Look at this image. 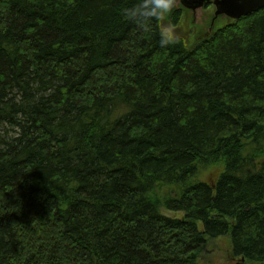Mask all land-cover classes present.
Listing matches in <instances>:
<instances>
[{"label":"trees","instance_id":"trees-1","mask_svg":"<svg viewBox=\"0 0 264 264\" xmlns=\"http://www.w3.org/2000/svg\"><path fill=\"white\" fill-rule=\"evenodd\" d=\"M135 3L0 0V264H264V9L161 48Z\"/></svg>","mask_w":264,"mask_h":264},{"label":"clouds","instance_id":"clouds-1","mask_svg":"<svg viewBox=\"0 0 264 264\" xmlns=\"http://www.w3.org/2000/svg\"><path fill=\"white\" fill-rule=\"evenodd\" d=\"M180 0H136L134 6L124 9V15L134 23L154 19L160 21L170 17ZM180 41L176 25L163 23L159 25V45L165 48Z\"/></svg>","mask_w":264,"mask_h":264},{"label":"water","instance_id":"water-1","mask_svg":"<svg viewBox=\"0 0 264 264\" xmlns=\"http://www.w3.org/2000/svg\"><path fill=\"white\" fill-rule=\"evenodd\" d=\"M180 4L189 12L190 17L191 13L196 15L198 11L213 4L214 13L208 15L207 25L211 23L214 30L227 19L236 21L264 9V0H180Z\"/></svg>","mask_w":264,"mask_h":264},{"label":"rangeland","instance_id":"rangeland-1","mask_svg":"<svg viewBox=\"0 0 264 264\" xmlns=\"http://www.w3.org/2000/svg\"><path fill=\"white\" fill-rule=\"evenodd\" d=\"M203 16L206 17L203 10H200L196 14V22L201 23ZM177 33L179 36L189 38L187 23L180 22L176 27ZM192 36V34L190 35ZM208 173H204L207 176ZM204 180H206L204 178ZM167 215H174L172 212L163 211ZM180 217V214H175ZM231 239L229 235L219 237L217 240H214L210 247L208 248L207 253L205 254L204 259H202L201 264H235V259L232 257V246Z\"/></svg>","mask_w":264,"mask_h":264}]
</instances>
